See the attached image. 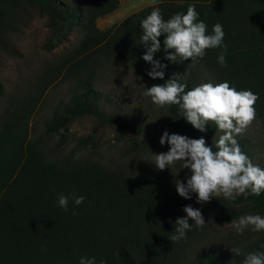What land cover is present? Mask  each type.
I'll return each instance as SVG.
<instances>
[{
	"label": "trees",
	"instance_id": "16d2710c",
	"mask_svg": "<svg viewBox=\"0 0 264 264\" xmlns=\"http://www.w3.org/2000/svg\"><path fill=\"white\" fill-rule=\"evenodd\" d=\"M118 4V0H0V56L16 55L12 39L26 28L33 10L47 17L51 29L47 48L63 42L73 30L81 34L79 44L44 68L33 89L5 111L0 124V264H79L81 256H94L97 264H178L182 248L196 235L193 227L178 243L168 238L174 234L176 219L186 216L184 206L195 207L163 175L128 177L96 161L50 158L38 138H29L30 118L41 95L59 79L73 80L74 91L46 122V131L52 134L59 129L64 133L78 117L99 114L101 95L94 78L103 64L127 61L150 86L168 79L184 83L179 72L191 60H167L166 52L172 50L164 49L163 34L153 58L166 65L164 79L147 75L151 65L142 58L146 49L140 43L141 21L153 7H159L167 20L195 5L198 20L207 24L209 33L216 23L222 25L226 65L217 62L222 48L207 49L196 63L217 83L257 94L255 117L264 123V0H162L134 11L114 27L99 29L96 19ZM165 108L163 129L145 143H160L167 131L203 137L208 145L213 124L201 132L181 116L178 105ZM73 194L83 196L84 202L75 205ZM60 195L69 197L68 211L58 205ZM241 199L264 214V192ZM225 216L230 221L236 212L228 208ZM239 248L240 256L206 251L198 257L199 264H242L246 254L264 253V240Z\"/></svg>",
	"mask_w": 264,
	"mask_h": 264
},
{
	"label": "rangeland",
	"instance_id": "374dc122",
	"mask_svg": "<svg viewBox=\"0 0 264 264\" xmlns=\"http://www.w3.org/2000/svg\"><path fill=\"white\" fill-rule=\"evenodd\" d=\"M118 1L114 11L96 19L99 29L114 27L134 11L162 0ZM50 36L47 17L33 10L26 28L12 39L11 45L16 55L0 56V124L5 111L33 89L44 68L61 61L81 41L80 32L73 30L63 42L47 48ZM179 77L186 83L188 90L202 83L217 84L210 72L191 61L185 63ZM73 83L70 79H59L52 83L41 95L30 118L29 138H38L50 158L80 163L96 161L128 177L161 174L170 180L173 189H176V180L186 183L191 173L187 168L180 169V162L164 170L157 169L151 163L154 162V154L169 149L167 143H145L163 129L167 117L166 108H158L150 97L143 95L145 88L151 86L147 79L136 74L127 61L114 60L96 70L94 87L101 95L98 115L76 118L68 124L64 133L62 129L55 134L48 133L46 122L56 110L70 101L74 91ZM220 134L214 130L208 146L215 147ZM236 139L252 163L264 169L263 121L255 117L246 131ZM241 196L234 201L213 197L209 202L200 204L196 202V194H191L188 200L201 211L205 225L197 229L196 235L182 248L178 264H199L198 257L206 251L226 256L232 252L231 248H239L257 239L264 240V232L246 229L243 234H237L231 227V222L241 216H264L252 203L243 201ZM228 208L236 212L230 221L225 216Z\"/></svg>",
	"mask_w": 264,
	"mask_h": 264
},
{
	"label": "clouds",
	"instance_id": "9594fccd",
	"mask_svg": "<svg viewBox=\"0 0 264 264\" xmlns=\"http://www.w3.org/2000/svg\"><path fill=\"white\" fill-rule=\"evenodd\" d=\"M195 5H189L186 12H177L165 20L159 7L153 10L141 21L143 34L140 43L146 51L142 58L151 65L147 75L153 80L164 79L163 69L166 65L153 58V54L160 50L158 37L164 35L163 47L166 59L170 62H181L190 59L196 63L202 59L207 49L222 48L217 56L220 66H225L226 46L223 44L224 31L221 24L216 23L211 33L205 22L198 20ZM179 58V59H178ZM186 83H179L175 79H168L164 84H153L145 88L143 95L150 97L151 102L158 108L178 105L182 117L195 129L204 132L206 125L214 124L216 132L222 133L213 145L208 146L203 137L192 139L185 135L163 132L160 144L167 143V152L154 154L151 162L159 170L181 163V168L190 170L186 183L175 181L177 193L191 199L196 194V202L204 204L213 197L235 200L240 195L259 196L264 192V169L252 163L236 139L242 135L255 119V103L258 95L251 90H237L228 82L213 84L202 83L190 90H186ZM158 118V117H157ZM178 172V171H177ZM83 196L74 195L72 202L79 206L84 202ZM58 205L68 211L69 197L60 195ZM183 211L186 216L175 221L174 234L168 237L171 242L186 239V232L193 227H204L205 220L199 209L185 205ZM76 212L73 210V215ZM189 219L192 223H189ZM231 227L237 234H243L246 229L253 232H264V216L248 214L231 222ZM234 255L240 256L242 249L231 248ZM79 264H97L96 258L81 256ZM100 264H104L100 261ZM242 264H264V253H248Z\"/></svg>",
	"mask_w": 264,
	"mask_h": 264
},
{
	"label": "crops",
	"instance_id": "0c3cea01",
	"mask_svg": "<svg viewBox=\"0 0 264 264\" xmlns=\"http://www.w3.org/2000/svg\"><path fill=\"white\" fill-rule=\"evenodd\" d=\"M107 14H109V13H107Z\"/></svg>",
	"mask_w": 264,
	"mask_h": 264
}]
</instances>
